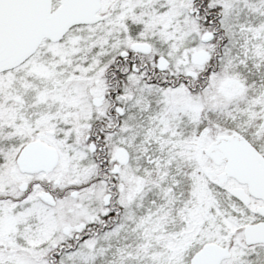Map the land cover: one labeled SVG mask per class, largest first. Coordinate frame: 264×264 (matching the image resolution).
<instances>
[{
	"label": "snow or ice",
	"instance_id": "snow-or-ice-1",
	"mask_svg": "<svg viewBox=\"0 0 264 264\" xmlns=\"http://www.w3.org/2000/svg\"><path fill=\"white\" fill-rule=\"evenodd\" d=\"M0 264H264V0H0Z\"/></svg>",
	"mask_w": 264,
	"mask_h": 264
}]
</instances>
